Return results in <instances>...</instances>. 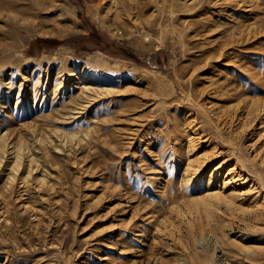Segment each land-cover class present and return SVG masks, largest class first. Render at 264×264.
I'll list each match as a JSON object with an SVG mask.
<instances>
[{"label": "rangeland", "instance_id": "rangeland-1", "mask_svg": "<svg viewBox=\"0 0 264 264\" xmlns=\"http://www.w3.org/2000/svg\"><path fill=\"white\" fill-rule=\"evenodd\" d=\"M0 145V264H264V0H0Z\"/></svg>", "mask_w": 264, "mask_h": 264}, {"label": "bare ground", "instance_id": "bare-ground-1", "mask_svg": "<svg viewBox=\"0 0 264 264\" xmlns=\"http://www.w3.org/2000/svg\"><path fill=\"white\" fill-rule=\"evenodd\" d=\"M99 1H101V0H99ZM102 2H103V0H102ZM104 4V3H103ZM82 63H83V61H81ZM87 74H88V71L86 72ZM19 148V147H18ZM22 148V147H21ZM17 149V148H16ZM22 149H18L17 151H15L14 153H15V157H14V159H15V163H14V166H13V174H12V178L11 179H15V178H17L16 177V173L17 172H19V169L23 166V152L21 151ZM22 152V153H21ZM4 153H5V148L3 149V146L2 145H0V165H1V163H2V161H3V158H4ZM30 160V159H29ZM29 163H33V160L31 159V161H29ZM29 166H31V164L29 165ZM35 167V166H34ZM34 167H29V171H27L28 173V175H27V177H24L23 179L24 180H26V178H28V177H30L33 173H34ZM36 169V168H35ZM25 173V172H24ZM34 175V174H33ZM32 177V176H31ZM35 178V177H34ZM19 179V178H18ZM21 179V178H20ZM37 179H39L38 177H37ZM43 178H41V180H42ZM45 179V178H44Z\"/></svg>", "mask_w": 264, "mask_h": 264}, {"label": "water", "instance_id": "water-1", "mask_svg": "<svg viewBox=\"0 0 264 264\" xmlns=\"http://www.w3.org/2000/svg\"><path fill=\"white\" fill-rule=\"evenodd\" d=\"M0 261H4V256H0Z\"/></svg>", "mask_w": 264, "mask_h": 264}]
</instances>
